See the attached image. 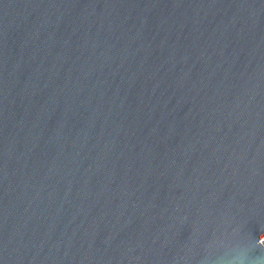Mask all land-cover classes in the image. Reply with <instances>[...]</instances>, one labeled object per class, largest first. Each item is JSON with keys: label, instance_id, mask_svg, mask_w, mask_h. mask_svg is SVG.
<instances>
[{"label": "water", "instance_id": "1", "mask_svg": "<svg viewBox=\"0 0 264 264\" xmlns=\"http://www.w3.org/2000/svg\"><path fill=\"white\" fill-rule=\"evenodd\" d=\"M264 256V0H0V264Z\"/></svg>", "mask_w": 264, "mask_h": 264}, {"label": "clouds", "instance_id": "2", "mask_svg": "<svg viewBox=\"0 0 264 264\" xmlns=\"http://www.w3.org/2000/svg\"><path fill=\"white\" fill-rule=\"evenodd\" d=\"M201 264H264V256H253L240 242H237L224 255L214 260L206 258Z\"/></svg>", "mask_w": 264, "mask_h": 264}]
</instances>
